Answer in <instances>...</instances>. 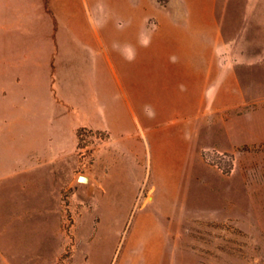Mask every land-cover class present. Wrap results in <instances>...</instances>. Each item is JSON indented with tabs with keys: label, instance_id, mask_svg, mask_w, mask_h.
Listing matches in <instances>:
<instances>
[{
	"label": "rangeland",
	"instance_id": "374dc122",
	"mask_svg": "<svg viewBox=\"0 0 264 264\" xmlns=\"http://www.w3.org/2000/svg\"><path fill=\"white\" fill-rule=\"evenodd\" d=\"M133 68L123 114L187 155L64 128L116 127ZM122 166L140 184L111 204ZM0 264H264V0H0Z\"/></svg>",
	"mask_w": 264,
	"mask_h": 264
},
{
	"label": "crops",
	"instance_id": "0c3cea01",
	"mask_svg": "<svg viewBox=\"0 0 264 264\" xmlns=\"http://www.w3.org/2000/svg\"><path fill=\"white\" fill-rule=\"evenodd\" d=\"M76 53V52H75ZM75 53H70L68 56V61L69 63H72L73 61H75L76 64V54ZM78 55V54H77ZM133 56H135V59H139L140 58V54L139 53H133ZM86 60H89L90 62H93V58L91 57H86ZM80 59L77 57V63L79 64ZM93 64V63H91ZM78 70V69H77ZM120 70V69H119ZM79 71V70H78ZM98 72V70H96ZM139 71L140 69H132V79L131 81H127V82H121L119 80V83L121 85V89H123L124 95H123V100L121 102H117L116 103V107L114 108L115 110H119L121 107L122 110L121 112L117 111V113L115 112L114 114V122L116 124V127H114L113 123H109L108 121H97L95 118L92 117H88L86 118L84 121L76 124V123H72V125L70 127H66L64 126V128L68 129L72 135L76 138L77 137V133L76 130L78 128L81 127H87L93 130H97V131H101V132H105L108 135V139L105 141V143L103 144L101 153H103V155L105 156H112V155H118L121 152L122 148H125L127 146H141L142 150L144 152L147 151L148 153V162L150 164V167H152L153 163H154V156H155V152L157 151L158 147L162 148L165 150L166 153H175V154H183L187 155L188 153V140L187 138L185 139V146H184V151L178 150V148L176 146L173 147L174 145V141H176V139H181L182 133H178L179 137L174 138V136H172V133H167L166 132H162L163 128H157L156 126L150 125L151 121L154 120V118H152L150 115L144 114L143 115V121L140 120L139 117H137L135 120L128 118L127 116H125L124 113V108L128 110H131L132 112H134L135 107L141 109V89H140V84L138 81V75H139ZM96 73L94 71H92V74ZM136 76V78H135ZM23 81V79H22ZM71 94V92H70ZM103 102L106 103L108 109L110 110V112H113V107L112 103L114 101V99H110L108 98V96H104L102 98ZM25 102H27V109L29 111V106H28V101L26 100ZM63 104L64 101H61ZM60 102V103H61ZM58 102H53L52 101V108L53 110V116H54V120L53 122H62L64 119H68L66 118V110L62 111L55 109V105H57ZM111 104V105H110ZM25 106V105H24ZM125 106V107H123ZM45 103L43 105V117H42V121H44V117H45ZM111 107V108H109ZM108 110V111H109ZM37 113H39V110L37 111ZM90 116V115H88ZM69 122V121H68ZM141 122H143V126L140 124ZM138 124L137 127L139 128H143L142 129V135L137 138L135 136V133H130L129 131L131 129L136 128L135 124ZM176 122H171L168 121V131L172 128V124H174ZM147 130L144 129L145 125H147ZM113 125V126H112ZM115 130L117 131V134H119V142L116 143L115 142V138L113 137L115 133ZM127 130H129V133H125ZM135 132V131H134ZM177 151V152H176ZM119 170L123 171V173L119 174L118 173V168H113L109 169L107 173V176H105L104 179H101V177H99L98 179H96V184L95 187H98V185L104 186L105 189V194L109 193L108 196L113 193V196H111L110 199H108V202L113 204L114 201H117L118 199H122L123 201H125L127 199V194H125V190L124 188L128 187V186H138L140 184V182L135 181V183L133 182V180L131 179L130 174L126 173L128 172V169L125 166H122L119 168ZM134 183V184H133ZM111 192V193H110ZM116 195H115V194ZM122 194V195H121ZM104 195V194H103ZM102 195V196H103ZM104 197V196H103ZM113 209V207H112Z\"/></svg>",
	"mask_w": 264,
	"mask_h": 264
},
{
	"label": "water",
	"instance_id": "95a60500",
	"mask_svg": "<svg viewBox=\"0 0 264 264\" xmlns=\"http://www.w3.org/2000/svg\"><path fill=\"white\" fill-rule=\"evenodd\" d=\"M79 180L81 182H85V183H88L90 181V178L87 176V175H80L79 176Z\"/></svg>",
	"mask_w": 264,
	"mask_h": 264
}]
</instances>
